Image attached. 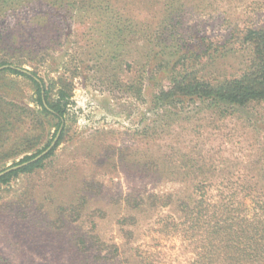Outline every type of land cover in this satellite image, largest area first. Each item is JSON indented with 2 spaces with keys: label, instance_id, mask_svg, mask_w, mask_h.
I'll use <instances>...</instances> for the list:
<instances>
[{
  "label": "rangeland",
  "instance_id": "1",
  "mask_svg": "<svg viewBox=\"0 0 264 264\" xmlns=\"http://www.w3.org/2000/svg\"><path fill=\"white\" fill-rule=\"evenodd\" d=\"M243 27L264 28V0L0 4V59L43 78L51 99L68 93L55 153L0 183V264L214 259L209 239L191 236L198 200L264 194V100L221 112L156 96L181 74L240 77L250 50L232 30ZM41 110L30 78L0 73V171L53 142Z\"/></svg>",
  "mask_w": 264,
  "mask_h": 264
},
{
  "label": "trees",
  "instance_id": "2",
  "mask_svg": "<svg viewBox=\"0 0 264 264\" xmlns=\"http://www.w3.org/2000/svg\"><path fill=\"white\" fill-rule=\"evenodd\" d=\"M7 2L8 0H0V4ZM232 36L240 45L247 46L250 50L249 64L240 77L213 84L181 74L174 77V85L170 90L163 91L156 96L157 101L171 103L188 99L225 112V109L229 107H239L252 101L264 100V28H238L234 32L232 30ZM5 64L8 63L0 59V66ZM3 71L24 75L33 81L38 93V102L42 108L41 112L44 117L56 121L58 132L67 112L66 88L59 90L57 99H51L43 78L40 77L38 81L33 76L12 67L0 69V73ZM62 133L63 130L55 146L47 154L2 175L0 183H8L12 177L20 173L32 172L42 167L44 160L55 153ZM48 146L49 144L42 150ZM36 155L37 153L26 155L19 163L28 161ZM260 195L261 197L259 194L252 195L250 205L246 203V196H244L237 206H230L222 201L217 204L207 203L205 195L200 194L198 203H200L201 217H195L196 221L192 226L194 231L191 236L196 242H202L205 238L209 239L203 245L211 248V252L214 248L219 252L214 254V259H208L202 255L201 260H198L196 264H218L220 262L221 264H264V194ZM218 205L222 208V214L218 217H215L213 213L208 215L210 208ZM174 227L177 228V226ZM223 236L231 237L232 242H225Z\"/></svg>",
  "mask_w": 264,
  "mask_h": 264
},
{
  "label": "water",
  "instance_id": "3",
  "mask_svg": "<svg viewBox=\"0 0 264 264\" xmlns=\"http://www.w3.org/2000/svg\"><path fill=\"white\" fill-rule=\"evenodd\" d=\"M7 67H12V68H15V69L23 72V73L31 75V72L27 68L19 67V66L13 65V64L2 65V66H0V69H4V68H7ZM35 79L39 80L37 77H35ZM44 103L46 105V101L45 100H44ZM61 132H62V127H60L55 139L53 140V142L45 150H43L42 152L38 153L35 157H33L32 159H30L28 161H25V162L19 163V164H15V165H11V166L5 168L4 170L0 171V177L2 175H4V174L14 170V169H17V168L21 167L22 165H26V164H28L30 162H34V161L42 158L45 154H47L52 149V147H54V145L56 144V142L59 139V136H60Z\"/></svg>",
  "mask_w": 264,
  "mask_h": 264
}]
</instances>
